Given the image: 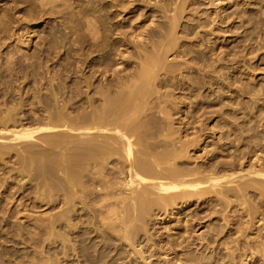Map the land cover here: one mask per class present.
Here are the masks:
<instances>
[{
  "label": "rangeland",
  "instance_id": "rangeland-1",
  "mask_svg": "<svg viewBox=\"0 0 264 264\" xmlns=\"http://www.w3.org/2000/svg\"><path fill=\"white\" fill-rule=\"evenodd\" d=\"M41 1L0 0V264H264V194L257 183L245 191L238 185L242 174L248 175L244 180L253 179L264 168V0ZM97 44L110 50L100 57L102 62ZM156 46L165 52L170 71H160L159 79H166L155 89L162 99L177 102V109L167 108L172 114L168 123L174 121L175 129L170 138L196 139L177 164L216 167L218 176L228 173L239 178L229 189L228 184L220 187L229 192L192 195L191 202L178 200L167 210L154 205L145 222H135L141 227L131 232L133 244L124 239L119 219L124 203H118L129 191L119 185L125 176L116 171L110 175L115 195L108 198L109 204L119 202L117 207L111 205L112 212L105 206L108 202L102 204L109 211L101 207L100 196L97 201L92 194L88 205L93 208H87L91 210H82L78 202L76 212L71 210L67 217L74 223L62 216V226L59 221L55 225V215L65 212L67 192H63L70 184L58 169L57 176L50 168L44 177L39 165L55 167L66 153L47 140L52 132L21 145L12 141L9 131L37 130L61 111L69 119L82 118L89 110L87 95L94 94L84 82L87 75L98 68L106 71L102 76L97 72L104 82L113 80L111 70L130 80L144 55H153ZM93 56L96 64L90 67ZM94 96L99 102L100 95ZM157 110L154 114L159 116ZM167 120H161L162 126L168 127ZM108 162L105 165L114 169L124 163ZM98 183L91 182L89 188L103 193ZM106 213L114 220H102Z\"/></svg>",
  "mask_w": 264,
  "mask_h": 264
},
{
  "label": "bare ground",
  "instance_id": "bare-ground-1",
  "mask_svg": "<svg viewBox=\"0 0 264 264\" xmlns=\"http://www.w3.org/2000/svg\"><path fill=\"white\" fill-rule=\"evenodd\" d=\"M40 1L41 0H39V2ZM42 1H45V0H42ZM42 1H41V3L43 4ZM56 2H57V0H56ZM56 2H54V3H56ZM48 3H49V1H48ZM46 5H47V3L45 4V7H46ZM48 5L51 6L50 4H48ZM55 6H58V5H55ZM41 7H43V6H41ZM45 11H46V9H45ZM58 11H60V10H58ZM58 11H56V12H58ZM176 16H177V14H176ZM176 16L174 17V20L176 19L175 21H178ZM0 17H1V15H0ZM5 18H4V20H5ZM89 24H90V22H89ZM70 25H71V23H70ZM7 27H5V29ZM173 27H176V26H173ZM171 29H173V28H171ZM172 34H173V32H172ZM167 36H169V35H167ZM168 45L169 44H167L166 46H168ZM95 46L97 47V50L102 49V51H103L102 54L100 53V55H98V62H102V61H100V57L102 55L105 56L106 54H108V52L110 50L109 51L105 50L104 49L105 47L102 48V45H99V44H97ZM159 49H160V46L159 47L156 46L155 51H154L155 53L153 55L150 54L152 56L144 55L145 60L141 63L140 68L136 69V71H134V73H133L135 78L133 77L130 80H126L123 78L121 79V77L118 78V72L111 70L113 72V75L111 74L113 76V80H111L110 82H106V81L104 82L105 77H104V79L100 78L99 76H97V72H99V75L102 76L106 71H104L102 69H98V68L96 70H94L93 72L90 71L91 73L86 76L84 82L86 83L87 89L89 88L90 92L94 91V94H90L89 96L87 95V101L86 102L88 103L87 105L89 106V108H88L89 110H88V112L85 113V116H83L82 118L79 117L80 119H78V118L76 119L75 118L76 116H73V118H75V119H71V118L69 119L70 116L67 118L65 115V112L61 111V113H59V115L57 116L58 117L57 119L51 120V118H49L50 121H48V123H46L43 127L41 125V128L37 127V130L34 129L32 131H29V132L27 131V129H23L24 131L22 130L19 132L9 131L11 133L10 138H12V141L18 142V143H21V141H23L24 145H25V143H24L25 140L27 142V140L36 139L35 137L38 134L44 135V134H46V132H50V133L52 132L53 134L47 140L49 142H51L52 144H54L53 146L59 145L60 149H62L66 153L65 154L66 158H62V156L59 154L62 159H61V161H60V159L58 161L56 160L57 166H55V167H49L48 165H43L44 163L42 165H39L42 168V170H41V168L39 167L41 170L40 172L42 173L41 175H43L44 177H46V175H47L46 173H48L47 172L48 169L51 168V173H54V172H52V170L56 171L58 169V171L63 173V178H65L66 183L70 184L69 185L70 188L68 187V184H67V188H69V189L64 190L65 192H63V193L67 192L66 196L63 195V198L65 196V198L63 199V202H65L67 205H69L68 207L70 208V210H69V208L66 209L67 208V205H66V208H64L66 213L64 212V210H63V212H61L62 211L61 210L60 216H58L59 213L57 215H55L54 221H53V223L55 222V225H57L56 223H58V221H59V223H60V221H63V220L70 222V220H67V217L69 219L68 213H70L71 210H73V212L76 210L75 206L77 205L78 202H80L82 204V208H81L82 210H86L89 206H90V208H93V207H91V205H88V203H89L88 201L90 200L89 198L92 194H95V196L91 197V199L94 200L95 198L100 196L99 198H101L102 201L100 202V200H99V202L101 204L103 202L104 203L108 202V204L105 206H107L109 208V210L112 207L111 205L115 206V204H116V207H117L116 202H119V201H116L113 204H109L110 203L109 200L111 201L112 199L108 198V197H112L115 195V184L110 183V181H111L110 175L112 174V172L114 173L115 171H116V173L120 172L122 174V176L124 174L125 179L122 181L119 179L120 180L119 185L123 186L126 190L129 191L128 195H126L124 198H122L120 200L121 203L120 202L118 203V204L124 203V205L121 206L122 210H120V211H123L124 213L121 214L122 217L121 216L119 217V219L121 218L120 219L121 221L119 219L118 220L122 223L121 228H122V226L124 227L123 230H124L125 234L124 233L123 234H124L125 240L126 239L132 240L131 232H132L133 228H135V230L138 231L139 228L141 227V224H140V227L137 228L139 223L136 224L137 223L136 221L139 222V220H140V223L145 222L144 220H146V218L148 217L147 215L148 214L150 215L152 213L151 210H153L152 207L154 205L155 206L160 205L161 207L165 208V210H167V207L172 206L173 203L174 204L177 203L178 200H184V201H186V203L188 202V200H189V202H191V200L189 198L192 195L203 196V195H206L207 193L211 194V192H215V193L217 192V193L222 194L223 193L222 190L224 188L221 189L220 187H222L223 184H228L227 185V187H228L229 184L235 183L236 179L239 178L237 175L228 174L227 171H225L227 173V175H224L223 173H221L222 175L218 176L217 173H219L220 169L218 170L216 167L213 168L211 166L210 167L204 166L205 168L201 169V166H199L200 168L199 167L198 168L197 167H191L190 168L188 166L187 167L186 166L181 167L179 164H177L176 159H181V158L183 159L184 152L187 151V149H189L188 148L189 145H191V143H193L196 139L194 138V140H187V139H185V140L180 139L179 140V138H177L175 140V137L170 138L171 136H173V134L175 135V129H174V125H173L174 121H172L173 123H171V121H170V123H168L167 119L172 117L171 116L172 114L170 113L169 109L167 110V108L170 107V109H174V110H175V108L177 109V106L174 108V106H175V104H177V102L175 103L176 100L174 99L175 100L174 101L171 98L166 99V100L162 99V93L158 91L159 88L155 89V87H157V85L163 83V80L166 79L165 76H162L159 79L160 71L168 69L166 66V62H165L167 60L164 59L163 54H162L165 52H163V51H162V53L158 52ZM163 50L165 51V49H163ZM142 52H144V51H142ZM96 58L97 57H95V56L90 58L89 64H88L90 67L95 66L96 63H94V60ZM97 65H100V63H97ZM191 65H193V64H191ZM106 69L107 68H105V70ZM116 69H117V67H116ZM109 70H110V67H109ZM168 71H170V70L168 69ZM171 71L173 72L175 70H171ZM171 74H170V76H171ZM127 77L130 78L132 76L130 75ZM98 79L100 82H97L95 85V81H97ZM86 86H85V88H86ZM116 87H118L119 90L115 89ZM154 94H156V97L151 98V96ZM55 95H56V93H55ZM94 95H100L99 102H96V100L98 101V99ZM76 98H77V96H76ZM57 100H59V99H57ZM181 102H183V101H181ZM151 104H152V106H151ZM157 108H158V110H157ZM51 109H53V108H51ZM155 109L157 110L156 112H159L158 113L159 116H156V114H154ZM177 119L179 121V118H177ZM161 120H165V121L167 120V122H164V123L168 127L162 126ZM166 128H167V132H165ZM74 131L79 132L76 135L80 136V138H78V139H80V141L79 140L76 141L77 136L73 137L74 134L73 135L71 134ZM67 132L70 133L71 138L70 137L66 138L69 135V134H66ZM65 134H66V136H65ZM43 137H45V136H43ZM69 138L70 139L74 138V141L68 140ZM150 139H152V141H149ZM41 140H42V138H41ZM45 141L46 140H44V142ZM49 142H48L49 146L52 145ZM197 142H199V141H197ZM10 143L11 142H9V144ZM63 143H65V144H63ZM5 144H7V143H5ZM21 145H22V143H21ZM28 145H30V144H28ZM39 145H41V144H39ZM71 145H73V146H71ZM194 145H196V144H194ZM0 146L3 147V144ZM57 146H56V148H57ZM168 146H169V148H167ZM42 148H43V146H42ZM52 148L53 147L51 146L50 149H52ZM3 149H1V150H3ZM22 149H25V148H22ZM60 149H59V151H60ZM9 151H10V149H9ZM63 151H60V153H62ZM38 152H40V151H38ZM44 152H47V150ZM57 153H56V156H57ZM186 153L188 154V151ZM52 154H55V152H53ZM25 155H26V153H25ZM186 156H188V155H186ZM41 158L43 159V157H41ZM113 159L124 161V163L122 165L123 167L121 166L117 169L116 168L114 169V168H109L105 165L106 162H108L110 160L112 161ZM120 163L121 162H118V164H120ZM38 164H40V163H38ZM108 164H109V162L107 163V165ZM111 164H113V162ZM29 166L31 167V165H29ZM115 166H116V163H115ZM58 171L55 172L56 176H57V173H59ZM253 172H255V171H253ZM257 174L261 178H264V168H261V172H257L256 174H254L252 176H254V178H255V176ZM245 175L242 174L240 177L243 179V181L241 180V183H238L239 188L242 191H245L249 187H251V184H253V182H254L255 184L257 183L256 184L257 186L259 184L260 189L259 188H257V189H259L260 192L262 194H264V182L259 179L260 177L258 178V181H257V179H254V178L244 180ZM246 176H248V175H246ZM60 178H61V176H60ZM256 178H257V176H256ZM57 179H58V177H57ZM61 179H60V181H61ZM90 180H91V182H99L98 184L101 185L102 189H104L103 193H99V192L97 193V191L94 192L92 190V188L90 189L89 188V185H91ZM248 181L251 183H249ZM61 183H63V182H61ZM255 184H253L254 187H256ZM65 186L66 185H64V187ZM98 187H97V189H99L101 191L102 190L101 187L100 188H98ZM118 188H119V186H118ZM232 188L233 187H231V190H232ZM225 189L223 191H225ZM228 189H229V187H228ZM94 190H95V188H94ZM227 191L229 192V190H227ZM117 192H118V190H117ZM223 197H224V195H223ZM97 199H95V200H97ZM64 200H66V201H64ZM97 201H95L94 203L92 202V203L95 204V203H97ZM101 204L100 205L95 204V206H101ZM114 206L112 208H114ZM101 207L103 209L105 208V207H103V204ZM119 207H120V205H119ZM95 208H97L98 210L102 209L99 207H95ZM108 208H107V210H108ZM112 208H111V212L113 210ZM170 208H172V207H170ZM116 209H118V208H116ZM67 210H69V212H67ZM87 210H91V209H87ZM98 210L95 209L96 212H98ZM107 210H106V212L110 213V212H108L109 210L108 211ZM103 211L104 210H100V212H102V213H103ZM85 212L87 213V211H85ZM88 212H90V211H88ZM102 213H100V214L102 215ZM61 214H63V215H61ZM64 214L67 216H65ZM94 214L96 215V213H94ZM83 215H85V214H83ZM107 215H104L106 217H103L102 220L109 217L110 214H107ZM62 216H64L63 218H65L66 220L65 219L62 220ZM72 216H74V215H72ZM111 218H112V220H114L113 217H109L108 219L110 220ZM108 219H106V220L108 221ZM73 220H74V217H73ZM118 220H116V221H118ZM64 221H63V223H64ZM83 222H85V221L83 220ZM53 223L51 226H54ZM70 223L72 224L74 222H70ZM85 223H84V228L86 229ZM61 224L62 223H60V226H62ZM75 224H76V222H75ZM79 225L80 224L75 225V226H78V228H79L81 226V225L80 226ZM65 226H68V224L67 225L65 224ZM71 226H70V229L73 230L74 228H72ZM54 227H52V228H54ZM87 230H88V228H87ZM51 233H50V235H51ZM87 233H89V232H87ZM135 233L136 232H134V234ZM133 242H134V239L131 241V243L133 244ZM87 257H89V256H87ZM34 264H40V261H39V263L35 261Z\"/></svg>",
  "mask_w": 264,
  "mask_h": 264
}]
</instances>
